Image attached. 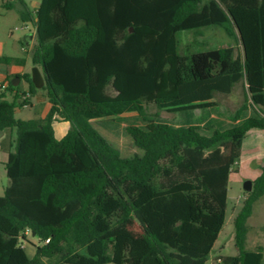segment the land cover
Instances as JSON below:
<instances>
[{
    "label": "trees",
    "instance_id": "16d2710c",
    "mask_svg": "<svg viewBox=\"0 0 264 264\" xmlns=\"http://www.w3.org/2000/svg\"><path fill=\"white\" fill-rule=\"evenodd\" d=\"M12 5L36 28L32 62L44 76L37 88L32 73L17 75L29 87H15L16 97L26 105L42 89L51 107L41 119H17L16 101L6 99L11 81L0 92V130L16 133L0 196V264H205L227 219L209 168L230 173L233 144L251 131L264 135V0ZM211 26L242 50L182 52V32ZM240 82V106L216 100ZM55 121L70 123L61 138ZM98 128L130 138L141 152L123 156ZM252 181L234 218L238 254L221 257L223 264H264L263 247L246 249L248 220L264 196V162Z\"/></svg>",
    "mask_w": 264,
    "mask_h": 264
},
{
    "label": "rangeland",
    "instance_id": "374dc122",
    "mask_svg": "<svg viewBox=\"0 0 264 264\" xmlns=\"http://www.w3.org/2000/svg\"><path fill=\"white\" fill-rule=\"evenodd\" d=\"M6 1V0H2ZM1 9V5H0ZM22 24L19 23V27ZM195 31H184L182 32V52L189 48L192 51L195 50H207L216 47L234 46L236 51L242 50V44L237 41L234 37L230 36L227 31L220 26L204 27ZM18 35L24 38L23 30L15 31ZM198 42V43H197ZM18 55L24 56L27 61L28 73H32L34 67L32 62L31 50L28 53H17ZM43 97H45L43 99ZM32 102L24 105V99L22 97H15L17 108L15 111V117L17 119H41L45 117L43 114L48 99L45 91L39 89L35 94L31 96ZM222 105L226 106L230 110L236 109L244 101V84L238 83L233 91L228 94H218L216 97ZM149 111H155L156 106L150 104L148 106ZM44 115V116H43ZM163 115L167 117L174 116L173 113L163 111ZM70 128V123H69ZM101 135L115 148L119 149L123 156H132L134 153H140L141 150L136 148L131 139L127 137L117 138L111 133L98 128ZM16 133L12 136L5 137L1 141V147L3 151L0 154L7 157V149H15ZM13 144V145H12ZM233 168L230 173H226L223 168L219 166H211L209 172L212 175L213 181L219 185L218 190L220 191L227 200V219L226 223L219 233L217 240L215 241V247L213 252H218L222 255H237L238 250L235 245V229H234V218L237 212L242 208L244 199L246 198V192L243 184L247 179L254 180L261 171V165L264 162V135L260 131H251L248 136L244 139H238L233 144L232 148ZM10 180L5 172L4 163L0 160V196L4 195L5 188L8 186ZM252 222V223H251ZM264 224V196H262L254 204V211L248 220L250 226V232L248 235L247 242L255 233L258 225ZM251 224V225H250ZM28 238L34 243H40L39 238L33 233H27ZM222 248L221 246H224ZM250 245V244H248ZM24 246L30 257H33L35 253V247L29 242H24ZM249 247V246H248ZM218 258V257H217ZM215 257V259H217ZM214 259V260H215Z\"/></svg>",
    "mask_w": 264,
    "mask_h": 264
},
{
    "label": "crops",
    "instance_id": "0c3cea01",
    "mask_svg": "<svg viewBox=\"0 0 264 264\" xmlns=\"http://www.w3.org/2000/svg\"><path fill=\"white\" fill-rule=\"evenodd\" d=\"M25 1L32 11H35L41 3V0H25ZM13 2L14 0H6V1L0 0V5H1V9H0V57H3V56L20 57V58H24V61L21 64L15 63V62H12V63L0 62V82L11 81L12 86H13V90L6 91V99H8L9 101L14 100V98L16 97L18 90L15 87L20 86L23 92L28 91L29 83L27 82L25 78L20 77L21 75H25L28 73L27 64H26L27 61L24 56L18 55L17 53L30 52V50H32V47L36 43V28L34 24L32 22H24L21 19L17 9L12 5ZM19 23L22 24L20 27L18 26ZM19 29L25 31L24 38H22L21 35H18V33L15 32ZM17 75H20V76H17ZM44 98L45 97H43V99ZM31 102H32V99L30 96V103ZM50 107L51 105L48 101L43 114H47L48 111L50 110ZM68 125H69L68 121H55L54 122L55 134L58 138H61L62 136L65 135V133L69 129ZM4 138H5V133L2 132L0 134V144H1L2 139ZM0 151H3L1 145H0ZM4 152L6 153L7 151H4ZM7 159H8V153H7V157L0 154V160L1 162L4 163V166H5ZM253 211H254V206H253ZM214 247H215V244L213 246V250L211 252L210 257L205 264H213V262H215L218 258L225 256V255H222L221 253L218 254V252L214 254V252L216 251ZM221 247L225 248V245ZM259 247L264 248V224L263 223L258 225L249 243L248 242L246 243V249L250 251H255ZM215 257L216 258L218 257V258L215 259Z\"/></svg>",
    "mask_w": 264,
    "mask_h": 264
},
{
    "label": "water",
    "instance_id": "95a60500",
    "mask_svg": "<svg viewBox=\"0 0 264 264\" xmlns=\"http://www.w3.org/2000/svg\"><path fill=\"white\" fill-rule=\"evenodd\" d=\"M237 32L240 35L239 30ZM242 47H243V44H242ZM32 81L37 88H41L44 86V76H43V73H42L40 67H38V66H34L32 69ZM1 133H2V131L0 130V134ZM243 187H244L245 191H251L253 188V181L251 179L245 180Z\"/></svg>",
    "mask_w": 264,
    "mask_h": 264
},
{
    "label": "built area",
    "instance_id": "2783aa9c",
    "mask_svg": "<svg viewBox=\"0 0 264 264\" xmlns=\"http://www.w3.org/2000/svg\"><path fill=\"white\" fill-rule=\"evenodd\" d=\"M8 87V82L7 81H3L0 82V92L6 90V88ZM49 239H46V242H48ZM213 264H223L221 261V258H218L215 262H213Z\"/></svg>",
    "mask_w": 264,
    "mask_h": 264
}]
</instances>
